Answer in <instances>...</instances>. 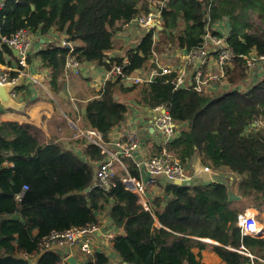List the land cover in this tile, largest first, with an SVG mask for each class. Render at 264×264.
<instances>
[{"label": "trees", "instance_id": "1", "mask_svg": "<svg viewBox=\"0 0 264 264\" xmlns=\"http://www.w3.org/2000/svg\"><path fill=\"white\" fill-rule=\"evenodd\" d=\"M148 2L6 0L0 8V39L22 27L34 33L55 28L74 44L81 63L100 62L110 67L115 61L122 62V57H107L114 46L115 28L148 13ZM160 10L162 28L158 34L167 47L192 49L203 43L208 31L223 35L232 51L226 81L205 92L194 85L178 88L174 74L159 73L152 81L130 86L118 78L107 82L86 103V123L108 139L130 110L125 95L150 108L164 105L183 127L165 145L160 142V147L155 146L151 155H161L165 147L169 155L187 165L199 154L205 165L237 178L240 175L239 181L216 179L179 185L165 178L161 183L165 193L151 199L150 208H146L139 195L117 177L119 168L110 187L96 186L93 163L59 143H42L31 123L4 121L0 123L2 255L22 251L28 259L37 257L38 264H62L60 253L52 248L38 249L40 240L54 230L97 222V213L109 206L111 229L125 232L113 238L123 263L201 264L194 248L203 249L206 244L201 238H211L220 243L214 249L226 264H264V236L243 234L238 225V214L248 206L264 211V65L260 77L250 78L244 58L264 54V0H163ZM219 22H228L229 36ZM154 34L155 28H151L137 47L128 49L126 74L144 67L153 49H159L156 46L161 41L154 40ZM5 53L14 56L10 47L0 45L2 63L6 62ZM37 54L51 69V85L57 90L69 48L51 44ZM256 70L254 67L252 72ZM258 119L263 125L255 123ZM85 154L93 161L104 157L96 144H89ZM123 161L128 172L139 177L137 164L129 157ZM232 183L237 187L232 188ZM24 184L29 189L18 201L16 195ZM82 264L114 263L104 252L95 251Z\"/></svg>", "mask_w": 264, "mask_h": 264}, {"label": "crops", "instance_id": "2", "mask_svg": "<svg viewBox=\"0 0 264 264\" xmlns=\"http://www.w3.org/2000/svg\"><path fill=\"white\" fill-rule=\"evenodd\" d=\"M0 1L5 2L6 0ZM155 1L157 8H160L163 0ZM225 24L226 28H223V31L226 36H229L230 26L228 25V22H225ZM146 32L147 29L145 27L135 22L131 28H120L118 34L113 33L114 46L108 50L107 57L115 58L126 55L128 49L137 47L141 43ZM59 39H63V33L61 35L60 32L55 30V28H52L45 33H34L32 31V47L25 64H21V57L18 56L17 51L12 50L14 56L5 53L6 62H0V72L6 73L8 76L13 74L18 77L17 85L13 88V95L14 98L23 105L21 109L16 110L4 107L0 104V123L4 121L31 123L37 128L39 139L42 143L61 144L64 148L78 153L82 159L89 161V163H93L95 170L100 161L108 158V153L102 152L101 147L97 145L101 149V153L104 155L103 158L98 161H93L85 154L88 145L94 144L84 134L85 131L90 129L85 120V106L90 99L94 98L101 92L107 82H110L108 75L112 66L108 67L107 64L100 62H93L89 65L82 63L79 75L73 73L66 75L64 67V74L61 75L60 86L57 90H54L51 85L52 71L48 66L43 64L42 58L37 54V51L47 45L58 44ZM165 50L169 51L170 55L167 59L172 62L177 59V56L180 55L182 51L181 48H175L174 46ZM107 61L110 63L109 59H107ZM143 66V70L149 72L155 65L152 59L149 58ZM124 84L127 86L131 85L129 82H125ZM124 97L126 100L128 99L130 101V110L128 113L131 114L128 115V117L126 115L124 120L134 122L138 125L140 146L135 154L137 161L143 162L153 154V148L155 146L160 147L161 139L165 142V136L154 125L153 121L155 115L151 108L146 105L136 104L132 99H129L130 96L125 95ZM77 103H79V109L74 107ZM145 120L147 122L150 121L151 123V125L149 124V129ZM72 123L75 126V130L72 128ZM121 137H123V129L117 125L109 133L108 139L103 137L105 140L103 141L107 146H112L114 145V142ZM132 160L136 163L134 159ZM123 163L126 169L119 163L115 164V169L122 168L123 171H120L117 177L122 178L127 174L126 170L128 171V169L126 163L124 161ZM204 165L205 164L201 162V156L196 154L190 161H188L187 167L190 168L189 171L191 172L192 169H200ZM225 173L226 171L218 169L215 170V173H202V175L198 176L197 174H193L192 178L193 180L205 179L212 181L216 180L214 178L215 175H217V178H220L223 177ZM221 174L224 175L222 176ZM239 176L238 179H240ZM150 178L151 174L145 169L139 170V179L144 183L149 181ZM162 178L164 181L158 182L157 185H146L145 194L148 198L152 199L155 196H161L165 193V185L161 186V183H165L166 177L164 176ZM96 181L97 178L95 175L94 184ZM97 219L100 222L101 231L98 232L93 239L94 250L90 255H93L95 251H102L109 256L112 263L126 264L123 263L120 255L116 252L113 246V239L108 236L109 231L113 229L116 230V235L125 233L122 228L111 229L110 224L112 223V220L109 206H106L101 212L97 213ZM1 220L2 219H0V222ZM36 233L37 231H35V234ZM201 240L206 244L205 247L203 249L200 247L194 248V252L200 259L201 264H226L214 249L215 245H220L218 241L211 238H201ZM52 249L60 253L63 259L62 264H67L65 259L71 254L76 255L81 264L87 260L88 256H90L82 252L79 245H76L75 247L54 245ZM81 253L82 255H80ZM15 256L26 258L28 264H38L37 257L28 259L24 256L22 251Z\"/></svg>", "mask_w": 264, "mask_h": 264}, {"label": "built area", "instance_id": "3", "mask_svg": "<svg viewBox=\"0 0 264 264\" xmlns=\"http://www.w3.org/2000/svg\"><path fill=\"white\" fill-rule=\"evenodd\" d=\"M4 3V1H0V8ZM134 22L145 27L147 31L151 28H155L154 40L158 41L160 39L158 31L162 28V17L161 10L157 8V6L151 8L148 13H142L130 22H121L117 25L113 33L118 34L119 29L122 27L131 28ZM210 32L211 31L206 32L204 41L200 46L192 49H181V54L177 56L174 62L167 59L170 55L168 50L159 51L160 49L154 48L150 58L155 66L149 72H145L143 68H138L134 72L126 74L124 72V66L130 62V58L127 54L123 55L122 62L115 61L112 63L108 79L109 81H115L118 78H122L123 83L129 82L133 85L152 81L159 73L168 75L174 74V82L178 88L194 85L198 90H203L205 92L216 90L221 87V83L226 81V67L232 65V51L226 45L223 35H212L213 33L211 32V34ZM31 33L32 30L30 28L22 27L12 33V35H3L0 39V45H7L11 50L17 51L18 56L21 57V64H25L32 47ZM57 45L69 48V55L65 64V74L69 75L73 73L79 75L82 63L77 58V55L74 54V44L67 40L65 34ZM166 49H169V47H166ZM244 58L247 61L250 78L253 77V79H257L260 77L263 71L261 67L264 65V54L252 53L245 55ZM254 67H257L258 70L252 72ZM17 82L18 77H10L6 73L0 72V84H11L15 87ZM151 109L155 115L153 121L154 125L165 136V142L162 139L160 140V142H162L161 146H163V144L165 145L167 141L173 139L177 135L178 130L181 128H178L180 123L177 122L175 115L164 105H158ZM128 115L131 114L128 113L127 117ZM124 119L118 124V126L123 129V137L117 139L112 146H107L104 143L105 140L103 135L97 128L90 127V129L84 133L92 143L101 147L102 152L108 153V158L100 161L95 169L97 178L95 182L96 186L104 188L110 187L111 179L115 175V164L119 163L126 169L123 163L125 157L134 159L140 170L145 169L151 174L150 180L144 183L139 177L133 176L126 170L127 174L122 177V180L126 187L133 193L141 194L145 192L147 184L157 185L158 182L164 181L162 178L163 176L170 180L179 178L188 180L192 178L186 166L182 164L179 159H175L173 156L169 155L165 147L162 148L161 155L154 154L143 162H138L135 154L140 146L138 125ZM148 122L145 120L149 129V124L151 125V123L150 121ZM211 170V167L204 166L200 169H196V174L209 173ZM27 189H29V185L24 184L22 191L16 195L18 201L22 199ZM150 204L149 202V206L146 208H150ZM260 224L261 222L257 219V214L252 208H246L238 214V225L243 234L255 236L264 235V231ZM114 230L115 229L110 230L108 233V236L112 239L116 236ZM100 231L99 221L85 226H74L65 230H54L40 240L38 249L42 251L50 249L54 245H65L68 247L79 245L82 252L90 255L94 250L93 239ZM242 251L252 259L254 258L253 254L245 250ZM23 254L25 257H28L26 253Z\"/></svg>", "mask_w": 264, "mask_h": 264}, {"label": "water", "instance_id": "4", "mask_svg": "<svg viewBox=\"0 0 264 264\" xmlns=\"http://www.w3.org/2000/svg\"><path fill=\"white\" fill-rule=\"evenodd\" d=\"M13 88L14 86L11 84H0V103L4 107L19 110L22 108L23 104L14 98L12 94ZM171 181L179 185H182V184L191 185L193 183H204V182H207L208 180H205V179H198V180L174 179ZM65 262L67 264H81L78 258L76 257V255L74 254L67 256L65 259ZM0 264H28V260H26V258L18 257V256L11 255V254L2 255L0 253ZM247 264H252V263H247Z\"/></svg>", "mask_w": 264, "mask_h": 264}, {"label": "rangeland", "instance_id": "5", "mask_svg": "<svg viewBox=\"0 0 264 264\" xmlns=\"http://www.w3.org/2000/svg\"><path fill=\"white\" fill-rule=\"evenodd\" d=\"M148 4H149V7H151V8H154L156 5H155V0L154 1H149L148 2ZM219 24H221L220 25V28H221V26L225 29L226 28V24L225 23H221V22H219ZM214 27H216V24L214 25ZM223 33H224V31H222ZM211 33V32H210ZM212 34V33H211ZM225 34V33H224ZM212 35H215V34H212ZM226 35V34H225ZM160 37V39H159V41H161V36H159ZM163 41V40H162ZM160 42L161 44L159 45V44H157V46L156 47H159V49L160 50H165L166 49V43L163 41V42ZM262 73V72H261ZM263 74V73H262ZM74 107L75 108H77V109H79L80 108V106H79V103H77L76 105H74ZM149 120V119H148ZM255 123H257V124H259L260 126L261 125H263V123L258 119V120H256V122ZM184 125H186V123H184ZM254 126V125H253ZM179 127H183L182 125H180V126H178V128ZM72 128L75 130V126H74V124L72 123ZM259 128V127H258ZM76 129H77V127H76ZM250 129H252V128H248V130H250ZM188 170H190V168H188ZM215 170H218V169H215V168H212V173H215ZM119 171H121V172H123L122 171V169L121 168H119ZM193 169H192V171L190 172V171H188V173L189 174H192L193 173ZM220 171V170H219ZM222 176L224 175V174H221ZM236 175H238V174H236ZM215 179H218V180H221V181H225V180H227L228 182H231L232 180L236 183L237 181H239L238 180V178L237 177H234V176H232L231 174H229L228 172H226L225 173V175L223 176V177H220V178H217V175H215V177H214ZM179 179H184V178H179ZM237 180V181H236ZM234 187H237L236 185L234 186L233 185V183H232V188H234ZM136 194H139V193H136ZM145 200V202H144V200ZM150 198H148V196L145 194V192H142L141 194H139V202L141 203V204H143L145 207H148L149 205V202H150ZM249 208H252L255 212H256V214H257V219L260 221V222H262L263 224H264V211H261L260 209H258L256 206H254V205H250V206H248ZM115 231V235H116V230H114ZM80 255H82V253L80 254Z\"/></svg>", "mask_w": 264, "mask_h": 264}, {"label": "clouds", "instance_id": "6", "mask_svg": "<svg viewBox=\"0 0 264 264\" xmlns=\"http://www.w3.org/2000/svg\"><path fill=\"white\" fill-rule=\"evenodd\" d=\"M122 57V56H121ZM11 77V76H10ZM185 165V164H184ZM186 166V168L188 169V167H187V165H185ZM204 166H209V165H204ZM204 166H202V167H204ZM209 167H211V169L213 168L212 166H209ZM196 169H198V168H195L194 169V171H193V173L192 174H190L191 175V177H193V174H196ZM189 171V170H188ZM212 171V170H211ZM211 171L209 172V173H211ZM198 175H202V173H200V174H197V176ZM193 178H190V179H188V180H192ZM170 180V179H169Z\"/></svg>", "mask_w": 264, "mask_h": 264}, {"label": "bare ground", "instance_id": "7", "mask_svg": "<svg viewBox=\"0 0 264 264\" xmlns=\"http://www.w3.org/2000/svg\"><path fill=\"white\" fill-rule=\"evenodd\" d=\"M260 226H261V228H262V229H263V231H264V225L261 223V224H260Z\"/></svg>", "mask_w": 264, "mask_h": 264}]
</instances>
